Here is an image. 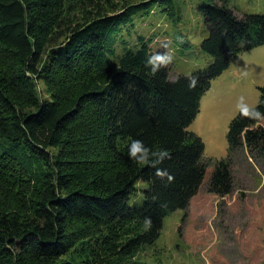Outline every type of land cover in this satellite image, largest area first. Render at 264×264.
Listing matches in <instances>:
<instances>
[{
  "label": "trees",
  "instance_id": "16d2710c",
  "mask_svg": "<svg viewBox=\"0 0 264 264\" xmlns=\"http://www.w3.org/2000/svg\"><path fill=\"white\" fill-rule=\"evenodd\" d=\"M76 1L79 16L66 11ZM97 3L0 0V45L17 64L0 75V169L21 156L38 164L29 177L43 184L18 209L0 189V264H75L62 257L79 248L87 252L83 264H132L127 259L153 243L163 218L179 208L189 243L184 232L205 222L214 197L233 191L248 157L264 172V86L258 103L230 120L227 154L212 168L201 137L188 129L211 80L233 56L264 44V13L240 16L225 2L203 1L201 48L212 60L171 77L169 63L152 73L148 58L166 52L152 51L149 40L109 54L114 34L153 3L173 18V0H123L110 11ZM35 78L57 85L55 97L40 99ZM22 97L33 109L22 107ZM133 141L149 150L146 159L130 155ZM138 182L147 184L143 201L131 206ZM133 222L124 238L112 235Z\"/></svg>",
  "mask_w": 264,
  "mask_h": 264
},
{
  "label": "rangeland",
  "instance_id": "374dc122",
  "mask_svg": "<svg viewBox=\"0 0 264 264\" xmlns=\"http://www.w3.org/2000/svg\"><path fill=\"white\" fill-rule=\"evenodd\" d=\"M203 1L225 2L240 16L264 13V0H173L175 14L171 18L162 10L165 4L153 3L151 10L134 16L132 24L122 26L114 34L111 42L114 53L109 56L116 58L125 48H136L142 41L149 40L152 51L163 49L171 55V77L189 75L196 68L207 66L212 57L201 48V41L208 33L199 12ZM122 2L123 0H98L97 4L101 11H110ZM80 4L81 1H76L66 11L70 10L72 15L79 16ZM96 9L93 6L89 8L88 15H96ZM62 40L63 37L57 42ZM16 67L12 50L0 45V75L13 72ZM34 81L40 99L49 100L55 97L57 85H49L37 78ZM259 86H264V44L233 56L229 66L211 80L209 88L201 96L199 110L188 129L201 137L204 143L203 157L210 160V168L215 160L227 154L226 134L230 120L239 110L258 103ZM17 97L21 99L20 95ZM22 102L25 110L33 109L25 104V100ZM4 140L9 142L5 138ZM19 159L20 161L15 159L17 166L0 169V189L17 209L19 202L34 196L35 191L43 186L29 177V174L35 173L34 168H39L38 164H29L21 156ZM247 162L250 163L251 171L248 167L247 173H240L244 174L243 179L238 177V182L236 181L230 194L224 198H213L211 209L205 210L204 223L200 219L194 220L192 228L190 224V231L184 232V237L190 244L179 232L184 214V210L179 208L163 218L158 238L141 248L126 262L264 264V172L251 158L248 157ZM146 186L145 182L137 183L135 192L128 200L131 206L141 205L142 189ZM199 202L198 200V205ZM187 223L184 225L187 226ZM137 226L134 222L126 223L112 235L120 240ZM103 232L111 237L109 232ZM80 250L74 249L62 259L83 264L87 252L81 253Z\"/></svg>",
  "mask_w": 264,
  "mask_h": 264
},
{
  "label": "clouds",
  "instance_id": "9594fccd",
  "mask_svg": "<svg viewBox=\"0 0 264 264\" xmlns=\"http://www.w3.org/2000/svg\"><path fill=\"white\" fill-rule=\"evenodd\" d=\"M172 57L168 53H156L152 56H150L147 60V64L151 66V71L153 74L158 72L162 66H165L167 63L171 61ZM249 112H245V115H248ZM256 116H259L260 113L257 111L255 112ZM148 149L142 145V142L140 141H133L131 149H130V155L137 158V159H146L148 155ZM142 152L143 155L140 157H137V153Z\"/></svg>",
  "mask_w": 264,
  "mask_h": 264
}]
</instances>
